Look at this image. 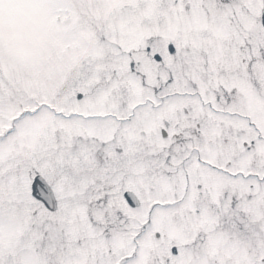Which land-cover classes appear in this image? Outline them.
I'll return each mask as SVG.
<instances>
[{
	"label": "snow or ice",
	"instance_id": "snow-or-ice-1",
	"mask_svg": "<svg viewBox=\"0 0 264 264\" xmlns=\"http://www.w3.org/2000/svg\"><path fill=\"white\" fill-rule=\"evenodd\" d=\"M0 264H264V0H0Z\"/></svg>",
	"mask_w": 264,
	"mask_h": 264
}]
</instances>
